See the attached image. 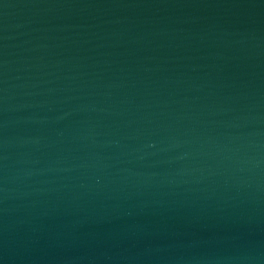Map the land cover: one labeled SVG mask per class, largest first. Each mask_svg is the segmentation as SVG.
I'll return each instance as SVG.
<instances>
[{
    "label": "water",
    "instance_id": "95a60500",
    "mask_svg": "<svg viewBox=\"0 0 264 264\" xmlns=\"http://www.w3.org/2000/svg\"><path fill=\"white\" fill-rule=\"evenodd\" d=\"M0 264H264V0H0Z\"/></svg>",
    "mask_w": 264,
    "mask_h": 264
}]
</instances>
